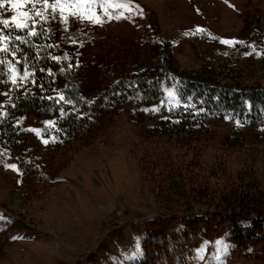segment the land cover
<instances>
[{"label":"rangeland","instance_id":"374dc122","mask_svg":"<svg viewBox=\"0 0 264 264\" xmlns=\"http://www.w3.org/2000/svg\"><path fill=\"white\" fill-rule=\"evenodd\" d=\"M0 5V20L21 29L45 8L56 11V56L76 52L72 70L86 98L161 52L186 71L210 66L226 74L246 61L251 87L264 71V58H248L250 45L264 39V0ZM177 87L165 76L159 101L172 100ZM149 111L145 104L105 114L101 104L89 107L90 130L58 149L42 134V117L25 116L28 166L0 161V264H264L259 240L235 245L222 205L249 159L264 181V132L214 121L189 144L159 142L147 132ZM240 132L250 139L245 149L228 146Z\"/></svg>","mask_w":264,"mask_h":264},{"label":"trees","instance_id":"16d2710c","mask_svg":"<svg viewBox=\"0 0 264 264\" xmlns=\"http://www.w3.org/2000/svg\"><path fill=\"white\" fill-rule=\"evenodd\" d=\"M56 16V11L47 7L30 17L23 29L13 21L0 20V161L28 166L31 155L25 150V116L42 117L41 132L58 149L90 130L88 108L98 104L102 114L126 103L150 106L147 132L159 142L189 144L209 133L214 121H230L264 132V86L259 75L264 76V71L251 87L246 61L235 71L225 70L226 74L210 66L186 71L175 67L170 55L161 52L152 65L137 69L102 95L86 98L72 70L76 52L70 50L67 60L56 56ZM245 21L250 28L255 26L253 21ZM250 47V61L264 58V39H257ZM165 76L176 79L177 93L172 100L160 102ZM259 138L264 142V135ZM249 140L240 132L229 138L227 145L243 150ZM238 180L240 186L222 199L224 215L231 217L229 232L239 249L257 240L264 249V181L252 159Z\"/></svg>","mask_w":264,"mask_h":264},{"label":"snow or ice","instance_id":"6c2138e0","mask_svg":"<svg viewBox=\"0 0 264 264\" xmlns=\"http://www.w3.org/2000/svg\"><path fill=\"white\" fill-rule=\"evenodd\" d=\"M0 6H2V5H0Z\"/></svg>","mask_w":264,"mask_h":264}]
</instances>
